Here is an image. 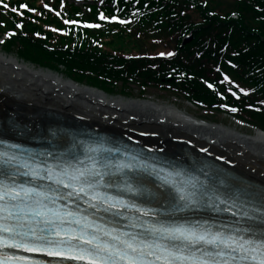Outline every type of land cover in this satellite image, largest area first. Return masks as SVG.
I'll list each match as a JSON object with an SVG mask.
<instances>
[{
  "label": "snow or ice",
  "instance_id": "snow-or-ice-1",
  "mask_svg": "<svg viewBox=\"0 0 264 264\" xmlns=\"http://www.w3.org/2000/svg\"><path fill=\"white\" fill-rule=\"evenodd\" d=\"M0 4H3V0H0ZM20 7L27 8L28 5ZM18 26L22 27V24ZM8 34L12 35L11 32ZM33 159L23 154L9 156L7 152H0V249H23L29 253L88 261L89 264H264V229H230L229 225L217 227L214 222L207 220H180L138 225L145 230L130 233L101 225L91 218L95 212L84 216L80 212L69 211L66 205L56 206V199H50L47 203L41 199L47 196L59 198L63 192L64 198L74 204L71 197L84 199L80 195L84 193L91 196V200L84 202L96 212L105 206H109L107 210L139 207L123 196L101 191L102 188L123 187L129 192L140 193L141 188L131 183L112 182L113 167L116 172H122L125 168H133L130 163L120 161L113 165L106 158L86 156L87 164L75 159L58 160L56 164L45 166L39 162L33 164ZM17 164H23L28 169L24 175H30L33 181L51 180L55 182V187L48 185V191L44 192L33 183L17 184L12 179L19 175ZM125 179H128L126 174ZM170 182L176 190L174 211L212 207L216 211L231 213L238 208L240 211L237 215L264 221V215L250 216L251 209L240 191L229 200H223L213 192L216 201L231 204L220 208L209 197L207 190H198V186L190 182L184 186H178L175 181ZM65 188L72 191L65 192ZM261 203L264 205V194ZM49 204L53 206L49 207ZM140 211L154 213L156 210L140 207ZM255 212L264 213V207L256 208ZM0 264H63V261L49 262L31 256L0 253Z\"/></svg>",
  "mask_w": 264,
  "mask_h": 264
},
{
  "label": "trees",
  "instance_id": "trees-1",
  "mask_svg": "<svg viewBox=\"0 0 264 264\" xmlns=\"http://www.w3.org/2000/svg\"><path fill=\"white\" fill-rule=\"evenodd\" d=\"M126 8V11L135 10L140 25L151 24L158 30H170L175 38L176 49L179 53L172 60H158L161 68H152V62L146 58L127 59L122 53L117 54L111 50L88 48L90 42H86L83 48L72 50V39L59 37L57 45L52 49L47 47L48 41L38 38L33 32H43V25L35 23L30 15L23 13V30L8 40L6 46L9 49L16 48L18 55L40 66L56 68L68 74L74 79L86 81L95 86H101L106 90L115 91L130 88V84L141 86L159 84L160 78L165 76L169 67L180 65L192 71L197 78L183 81L184 90L192 100H203L206 103L220 102L213 91H209L199 77L209 78L206 74L205 58L218 62L219 55L224 51L222 45L226 44L224 56L237 62L240 71L236 75L249 85L257 87V93L248 97V101L255 103L258 99H264V0H235L231 8H220L215 11L212 0H117ZM71 14L79 12L74 3L69 6ZM96 6H93L96 13ZM239 14V18L232 17L231 12ZM212 12V13H211ZM2 15V14H1ZM196 16V19L193 20ZM20 17L15 14L2 15L0 31L8 28L16 29L14 24ZM30 19V20H29ZM54 20L59 26L61 22L52 17L46 22ZM139 25V27H140ZM138 27V29H139ZM140 30V29H139ZM193 30V39L186 43L183 49H179L182 36L185 32ZM89 37L96 40L108 38L104 42L122 47L141 48L144 46L141 36L124 28L119 32L114 27H108V32L99 30L88 31ZM50 34V33H49ZM51 35V34H50ZM131 40V41H130ZM130 41V42H127ZM68 44V46H65ZM115 48V47H112ZM131 52L132 50H125ZM198 52L202 53L198 55ZM219 77V74H216ZM255 100V101H254ZM254 120L264 124V111L253 112Z\"/></svg>",
  "mask_w": 264,
  "mask_h": 264
},
{
  "label": "bare ground",
  "instance_id": "bare-ground-1",
  "mask_svg": "<svg viewBox=\"0 0 264 264\" xmlns=\"http://www.w3.org/2000/svg\"><path fill=\"white\" fill-rule=\"evenodd\" d=\"M14 107L21 116L38 111L43 125H54V117L113 130L145 146L173 149L180 145L193 160L218 158L246 178L264 184V133L260 130L256 136H244L223 125L195 124L171 105L109 99L101 91L76 85L0 51V114ZM155 192L157 203L167 199L161 188L155 187Z\"/></svg>",
  "mask_w": 264,
  "mask_h": 264
},
{
  "label": "rangeland",
  "instance_id": "rangeland-1",
  "mask_svg": "<svg viewBox=\"0 0 264 264\" xmlns=\"http://www.w3.org/2000/svg\"><path fill=\"white\" fill-rule=\"evenodd\" d=\"M146 91H147L146 94L148 95V97H146L145 99H151L154 102L156 101L157 103L162 104V105H173V106L178 105L179 107L183 108L186 112L188 113L190 112L191 114L199 118L202 117L203 119H208L212 121L214 124L221 125V126L224 124L223 126H225L226 128L232 131L234 130L238 131L243 135L248 134L251 136H256L257 129L247 124L238 122L232 118L226 117L225 114H217L216 116H211V117L205 116L207 115L205 110L192 107L191 105L187 104L184 100L176 101L175 97L172 94H168L167 91L164 92V91L159 90L158 88H149ZM131 96H133L135 100L140 101L142 99L140 98L141 97L140 91L137 89V87L132 89ZM111 97L112 96H110L109 99H111ZM124 99L128 101L132 100L128 98H124Z\"/></svg>",
  "mask_w": 264,
  "mask_h": 264
}]
</instances>
